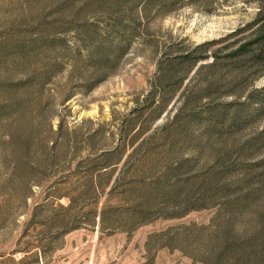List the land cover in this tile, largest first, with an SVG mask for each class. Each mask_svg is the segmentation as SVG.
Here are the masks:
<instances>
[{
	"label": "rangeland",
	"instance_id": "rangeland-1",
	"mask_svg": "<svg viewBox=\"0 0 264 264\" xmlns=\"http://www.w3.org/2000/svg\"><path fill=\"white\" fill-rule=\"evenodd\" d=\"M260 11L0 0V264H264Z\"/></svg>",
	"mask_w": 264,
	"mask_h": 264
},
{
	"label": "trees",
	"instance_id": "trees-1",
	"mask_svg": "<svg viewBox=\"0 0 264 264\" xmlns=\"http://www.w3.org/2000/svg\"><path fill=\"white\" fill-rule=\"evenodd\" d=\"M255 25H259L253 33V39L246 42H239L235 45V49L227 52L225 59L238 69L248 61L252 62L254 68H264V13L260 11L259 17ZM217 57V56H216ZM218 57L216 58L217 61ZM230 68V67H229Z\"/></svg>",
	"mask_w": 264,
	"mask_h": 264
}]
</instances>
